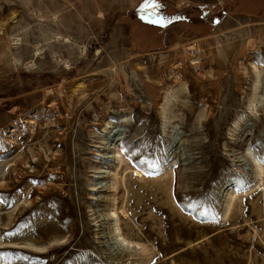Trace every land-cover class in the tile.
<instances>
[{
  "label": "rangeland",
  "instance_id": "rangeland-1",
  "mask_svg": "<svg viewBox=\"0 0 264 264\" xmlns=\"http://www.w3.org/2000/svg\"><path fill=\"white\" fill-rule=\"evenodd\" d=\"M84 1L0 0V264H264V0Z\"/></svg>",
  "mask_w": 264,
  "mask_h": 264
},
{
  "label": "bare ground",
  "instance_id": "bare-ground-1",
  "mask_svg": "<svg viewBox=\"0 0 264 264\" xmlns=\"http://www.w3.org/2000/svg\"><path fill=\"white\" fill-rule=\"evenodd\" d=\"M117 0H91V2L88 1H84V3H76L73 6V11L72 13H68L67 16H69L70 14H72L73 17L77 16L80 20H84L86 18H91L92 15H96L97 20H103L104 16H103V12H105L107 10L106 7H104L105 5H109L111 4L112 6L115 5L113 3H115ZM117 5V4H116ZM40 17H42V15H39ZM125 47V46H123ZM122 47V48H123ZM111 48L113 50H117V44L115 42H112L111 44ZM114 53V52H113ZM130 53V55H133L131 53H134L133 51L128 52V54ZM116 76L118 77V74L116 73ZM116 80L118 78H115ZM114 79V80H115ZM120 80H117V83H119ZM108 130H111V128L107 127ZM122 135V133L120 131L114 132L113 136H110L109 134H106V139L108 140V142H112L114 143L115 141H121L123 138L118 137ZM105 151V150H104ZM98 158H101L102 156L98 155ZM102 159H108V158H102ZM110 159V158H109ZM232 164L238 168V170H240L241 174V178L243 180L248 179L251 176H248L249 173H251L252 171V164L249 160V158L245 157V156H241V154L237 153L236 156H234L233 160H232ZM97 192V190H90V193H94ZM92 196V195H90ZM91 201H94L96 199L89 197ZM114 241L116 244H118L120 247H116L119 250L125 251L127 250V248L130 246V244L132 245V242H127L124 238L121 237L120 234H118L115 238ZM17 245H13V246H5L3 248L0 247V249H9V250H15L17 249ZM23 250H27V249H23Z\"/></svg>",
  "mask_w": 264,
  "mask_h": 264
},
{
  "label": "snow or ice",
  "instance_id": "snow-or-ice-1",
  "mask_svg": "<svg viewBox=\"0 0 264 264\" xmlns=\"http://www.w3.org/2000/svg\"><path fill=\"white\" fill-rule=\"evenodd\" d=\"M153 23H159L160 21L159 20H154V21H151Z\"/></svg>",
  "mask_w": 264,
  "mask_h": 264
}]
</instances>
